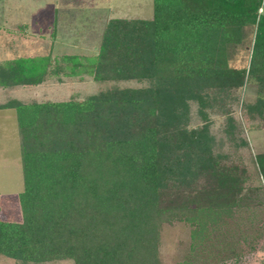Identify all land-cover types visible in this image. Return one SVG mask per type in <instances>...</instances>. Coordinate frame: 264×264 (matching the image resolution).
Returning a JSON list of instances; mask_svg holds the SVG:
<instances>
[{
    "label": "trees",
    "instance_id": "16d2710c",
    "mask_svg": "<svg viewBox=\"0 0 264 264\" xmlns=\"http://www.w3.org/2000/svg\"><path fill=\"white\" fill-rule=\"evenodd\" d=\"M152 3L150 19H109L95 54L0 61L1 90L65 79L140 84L83 100L0 103L16 114L23 175L22 219L0 220V257L162 264L163 225L186 223L202 240L250 198L248 141L234 111L264 128V1ZM247 43L248 64L233 67ZM249 84L256 98L243 103ZM252 160L264 193V152Z\"/></svg>",
    "mask_w": 264,
    "mask_h": 264
},
{
    "label": "rangeland",
    "instance_id": "374dc122",
    "mask_svg": "<svg viewBox=\"0 0 264 264\" xmlns=\"http://www.w3.org/2000/svg\"><path fill=\"white\" fill-rule=\"evenodd\" d=\"M152 0H0V61L36 56L95 54L105 23L112 18L150 19ZM250 41V39H249ZM250 47L239 50L233 67L248 64ZM138 87L136 82H95L65 79L36 87L0 89V103L83 100L111 86ZM256 85L241 91L240 101L252 103ZM234 117L241 121L248 150L241 153L253 188L244 205L209 227L202 240H191V227L183 222L161 229L162 264H264V193L252 158L264 152V128L249 126L240 106ZM220 119L216 120L218 127ZM240 162V161H239ZM256 188V189H255ZM23 190L20 142L13 110H0V220L21 222L18 194ZM0 264L21 263L0 257ZM42 264H73L62 260Z\"/></svg>",
    "mask_w": 264,
    "mask_h": 264
},
{
    "label": "built area",
    "instance_id": "2783aa9c",
    "mask_svg": "<svg viewBox=\"0 0 264 264\" xmlns=\"http://www.w3.org/2000/svg\"><path fill=\"white\" fill-rule=\"evenodd\" d=\"M264 1V0H263Z\"/></svg>",
    "mask_w": 264,
    "mask_h": 264
}]
</instances>
